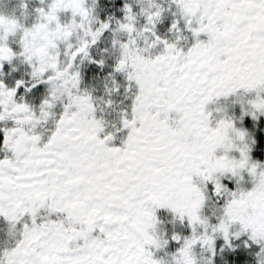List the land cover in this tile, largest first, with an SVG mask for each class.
Here are the masks:
<instances>
[{"label": "snow or ice", "instance_id": "obj_1", "mask_svg": "<svg viewBox=\"0 0 264 264\" xmlns=\"http://www.w3.org/2000/svg\"><path fill=\"white\" fill-rule=\"evenodd\" d=\"M0 264H264V0H0Z\"/></svg>", "mask_w": 264, "mask_h": 264}]
</instances>
